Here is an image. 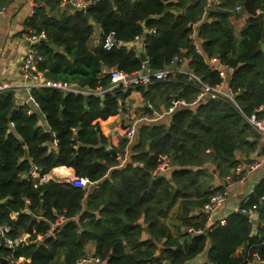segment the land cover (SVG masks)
<instances>
[{
  "label": "trees",
  "instance_id": "obj_1",
  "mask_svg": "<svg viewBox=\"0 0 264 264\" xmlns=\"http://www.w3.org/2000/svg\"><path fill=\"white\" fill-rule=\"evenodd\" d=\"M42 1L27 25L46 35L39 45L38 67L48 79L97 90L110 84L105 67L129 73L142 69L135 50L89 47L92 18L103 35L115 32L124 43L146 35L144 49L153 70L165 69L179 57V64L184 61L206 83L219 84V73L196 51L190 36L195 28L208 58L218 55L235 67L228 83L240 108L251 114L264 106V0H222L211 8L206 0H99L86 10L64 11L60 0ZM237 6L249 15L239 34ZM196 85L181 72L139 90L160 107L170 104L171 94L191 101L199 93ZM130 91L100 96L34 88L37 105L21 104L19 90L0 92V226L11 228L9 237L28 235L30 240L14 251L0 245V256L7 259L0 264H12V255L23 257V264H76L89 243L103 264H188L198 256L216 264H253L255 253L264 259V226L252 235L253 220L246 215L254 208L264 217V179L224 225L198 235L186 232L180 239L165 221L180 200L176 217L190 224V209L202 207L222 188L211 190L206 164L221 177L234 169L238 150L251 149L257 137L246 118L227 100H208L196 110L177 107L170 124L139 123L122 165L127 139L117 149L118 158L108 149L98 120L117 114L119 100ZM259 115L264 117V110ZM168 157L174 165L171 176L157 175ZM35 166L42 177L65 167L76 177L98 181V186L85 195L81 187L65 181L35 185L30 175ZM61 215L65 222L50 233ZM200 218L196 227L205 225L204 215ZM160 244L165 260L158 254ZM240 246L244 249L236 256Z\"/></svg>",
  "mask_w": 264,
  "mask_h": 264
},
{
  "label": "built area",
  "instance_id": "obj_2",
  "mask_svg": "<svg viewBox=\"0 0 264 264\" xmlns=\"http://www.w3.org/2000/svg\"><path fill=\"white\" fill-rule=\"evenodd\" d=\"M99 0H62V5L67 3H72L76 9L86 10L89 7L95 5ZM222 0H206L207 7H216L221 4ZM240 6L236 7V10H241ZM6 11V7L0 8V14ZM263 10L257 9L256 13L261 14ZM35 14V13H34ZM153 31V30H152ZM191 39L196 48V51L204 56L205 61L208 67L212 70H215L219 73L222 80L219 84L211 85L206 83L202 77L192 70H189L188 67H185L182 63L179 64V57H175L174 61L170 66L165 69L153 70L148 65V60L143 61V67L141 70L136 71L134 73H129L124 70H121L117 67L112 68L109 71L110 75V84L106 87H100L97 90H89L77 87L76 85H72L70 83L60 81V80H52L45 77L44 73L40 71L38 67V62L42 60V56L39 52L40 42L46 38L45 33L38 32L36 30L30 31L27 34L28 46L24 54L23 61L21 63V74L22 79L20 82H10L8 80H0V92L8 89H15L19 91H26L27 96L25 98L20 99V103L23 104L30 99H33L31 95V90L34 88H54L60 92H78L83 94H96V95H104L107 92H112L115 90H122L127 92L133 89H139L142 86H148L156 81L166 80L170 76V74L181 73L184 72L188 75V77L196 82L197 87L199 89V93L196 96L195 100L189 102L185 99H180L172 96L171 105L168 110L156 113L155 117L162 118L166 114L172 113L177 107H185L196 110L203 102L210 100H227L236 106V108L240 111V113L246 118L250 126L264 138V117L259 115V110L256 109L251 114H246L239 106L237 101V92H235L232 87L229 85L228 75H231L235 71V67L229 63L224 62L218 55L213 56L212 58H208L202 51L200 47V41L196 36V30L193 29L191 33ZM97 46H103L107 50H111L113 48H122L125 47V43L116 37L115 32H110L104 35ZM35 102V100H34ZM37 105V103L35 102ZM145 106L147 108H152L153 104L150 100H146ZM124 122L122 123L123 136L124 139H127V145L125 148V156L121 160V164H125L128 161V154L130 153L131 144L134 142L137 135V126L141 120L148 121V116L141 119L131 118L127 113L124 114ZM155 119V118H154ZM152 119V120H154ZM56 143V141L54 140ZM264 164V152L260 155L259 160H255L247 163L246 165L237 164L235 167V172L241 173H251L257 169H259ZM143 166V163H140ZM169 161L165 160L162 162L158 169L164 170L169 168ZM40 168L35 166L30 172L31 177L34 180L35 185L37 183H43L50 179H55L58 181H65L71 183L73 186L81 187L85 195L92 193L95 188L98 186V181H92L88 177H76L74 175L67 174L63 170H54L51 174L47 176H41ZM245 176L242 177L244 179ZM222 188L215 190L212 192L207 199V201L203 204L202 210L204 212L205 217V225L204 227H196L192 226L187 229V232L192 235H198L204 233L207 229L214 228L216 226L224 225L226 223L225 217H218V211L224 206L227 199L231 193V187L234 186L236 179L233 174H228L223 178ZM28 202V200H27ZM260 202L264 205V196L260 198ZM19 211H16L14 215H18ZM66 218L61 215L57 222L52 224L49 232L54 233V231L60 227ZM10 227L3 225L0 226V245L11 249L14 251L18 246H22L24 244H28L30 240L28 239V235H22L15 238L9 237L6 235L7 232L10 231ZM41 237V235H39ZM12 264H23L24 258L20 257L19 259L14 258L12 255L9 258ZM255 261L259 264H264V259H262L257 253H255ZM103 259L92 252H87L83 257H81L76 264H102ZM198 264H216L214 262L202 261Z\"/></svg>",
  "mask_w": 264,
  "mask_h": 264
},
{
  "label": "crops",
  "instance_id": "obj_3",
  "mask_svg": "<svg viewBox=\"0 0 264 264\" xmlns=\"http://www.w3.org/2000/svg\"><path fill=\"white\" fill-rule=\"evenodd\" d=\"M61 1L62 0H60V8L63 11L66 9L76 10V8L72 9L68 7L67 4L62 5ZM41 3H43L42 0H0V8L6 7V11L0 14V80H8L10 82L13 81L16 83L21 81L22 79L21 63L23 61L24 54L28 46V41L26 37L30 31L35 30V29L29 30L27 22L34 15L35 11L37 10V7ZM47 10L49 11L50 7H47ZM239 13L240 15L238 16V20L235 23V31L238 34L242 30V28L247 24L249 19V15H247L242 9L239 10ZM91 21L94 20L91 18ZM92 25H93V32L88 40V45L92 50H95L97 49V47H99L97 46V44L99 43L100 39L104 36L103 35L104 32L101 25L96 21L95 24ZM151 32L152 31H150V33ZM146 37H147L146 35L138 36L133 41L129 43L126 42L125 47L129 50H135L137 54L140 56V52H139L140 49H142L143 52H145L144 43L146 41ZM184 63L185 62L183 61L182 64L185 65ZM111 69L112 68L110 67H105L103 68V73L109 74V71ZM18 96H19V100L20 98H25L27 96V92L22 90L19 92ZM172 96H174V94L170 95V104L168 105L165 103L163 104L161 103L160 107H157L155 106V103L150 100L153 104V107L147 108L145 106V102L147 99L144 97L143 93L137 88L131 90L125 99L119 100V110L117 114L112 115L107 119L98 120L101 132L108 137V141H109L108 148L113 147L117 151V149L120 148L123 142L122 137L124 136L122 134L123 132L122 123L125 120L124 119L125 113H127L131 118L134 119H141L148 116L149 120L147 122L149 123L161 122V123L170 124L171 123L170 121L172 119L171 115L176 109L172 113L166 114L159 119L157 118V116L155 117V115L156 113H161L168 110V108L171 105ZM195 98L196 97H194L191 101L189 100L187 101L192 102L195 100ZM258 110L259 112H261L262 110H264V106H261ZM144 121L146 122V120H141L139 123L142 124ZM41 124L44 127L46 126L43 120L41 121ZM138 126H137V132H138ZM255 133L257 134V137L253 139L254 146L246 151L238 150V152L236 153V157H238V160H240L237 164L246 165L249 162L260 159V155L264 152V138L260 136L256 131ZM117 157L120 158L121 155L118 153ZM167 160L169 161V165H168L169 168L164 170L158 169L156 171L157 175H163L167 177L171 176L174 165L172 164L170 157H168ZM206 167L210 168V174H212V178L209 183L211 190H214V187L215 188L222 187V183L224 181L223 178L228 174H233L236 179L234 186L230 188L231 193L229 198L227 199L224 206L218 211L217 214L218 217L227 218L228 216H230L235 212H240L242 203L245 202L246 198L256 189L259 182L264 179V164L259 169L251 173H246V172L236 173L234 171L236 167L235 165L234 169L230 173H227L222 177L218 175L217 171L214 169L213 165L210 162H207ZM54 170H59V171L63 170L67 174L74 175L70 169L65 167H57ZM243 176H245L244 179H242ZM179 207H180V200L176 203L170 215L165 219V221L171 228L173 235L175 237L182 239L186 235L187 229L189 227L195 226L196 224L199 223V221L201 220L200 215L202 214L203 216L204 212L202 210V207L200 208L192 207L188 213V218L191 223L187 224L184 222V220L181 221L176 217ZM261 209H263V206H261ZM241 212L246 213L244 212V210ZM246 215H248L253 220L252 235L258 234V232L260 231L259 229H261L264 226V217L262 218L260 212L254 208L251 209L248 213H246ZM144 236L145 237L148 236L146 232H144ZM243 249L244 247L240 246L236 251V256L241 254ZM94 250H95L94 245L92 243H89L87 246V251L94 253ZM159 252L160 249L158 250V254ZM204 260H205L204 257L198 256L190 260L188 264H198ZM253 264H259V263L257 261H254Z\"/></svg>",
  "mask_w": 264,
  "mask_h": 264
},
{
  "label": "water",
  "instance_id": "obj_4",
  "mask_svg": "<svg viewBox=\"0 0 264 264\" xmlns=\"http://www.w3.org/2000/svg\"><path fill=\"white\" fill-rule=\"evenodd\" d=\"M67 6L70 7V8H72V9H75V6H74L73 4H71V3H67ZM166 10H167V9H166ZM91 23H92V24H95V21H91ZM139 52H140V57H141L142 61H147L148 58H147L146 53L143 52L142 49H140ZM29 102H30V103H33L34 100H33V99H30ZM53 141H54V138H53ZM108 149H109L110 152H112L115 156L118 155V152L116 151L115 148H113V147H109ZM52 234H54V233H52ZM159 249H160V253H159V255H160L161 258L164 260V259H165V255H164V250H165V249H164V247H163L162 245H159ZM0 261L4 262V261H7V259H6V258H2V257L0 256Z\"/></svg>",
  "mask_w": 264,
  "mask_h": 264
},
{
  "label": "rangeland",
  "instance_id": "obj_5",
  "mask_svg": "<svg viewBox=\"0 0 264 264\" xmlns=\"http://www.w3.org/2000/svg\"><path fill=\"white\" fill-rule=\"evenodd\" d=\"M122 131H123V129H122ZM122 134H123V132H122ZM123 138V137H122ZM160 253V252H159Z\"/></svg>",
  "mask_w": 264,
  "mask_h": 264
},
{
  "label": "clouds",
  "instance_id": "obj_6",
  "mask_svg": "<svg viewBox=\"0 0 264 264\" xmlns=\"http://www.w3.org/2000/svg\"><path fill=\"white\" fill-rule=\"evenodd\" d=\"M123 139H124V137H123ZM95 253V252H94ZM165 260V259H164ZM103 264V263H102Z\"/></svg>",
  "mask_w": 264,
  "mask_h": 264
}]
</instances>
